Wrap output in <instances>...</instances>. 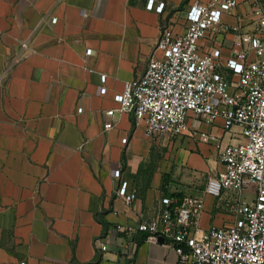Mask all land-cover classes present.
Masks as SVG:
<instances>
[{"label":"crops","instance_id":"0c3cea01","mask_svg":"<svg viewBox=\"0 0 264 264\" xmlns=\"http://www.w3.org/2000/svg\"><path fill=\"white\" fill-rule=\"evenodd\" d=\"M149 1L0 0V264H177L168 240L138 229L159 214L163 196H202L204 229L231 224L238 201L254 198L206 193L224 168L213 142L152 139L144 120L118 109L105 128L106 111L119 107L125 82L144 73L162 26L182 34L188 25L193 0ZM249 7L241 0L225 19ZM238 34L205 38L201 47L221 46L225 61ZM199 130L223 143L244 140L237 125L225 131L222 118ZM125 180L137 194L131 202L118 191Z\"/></svg>","mask_w":264,"mask_h":264},{"label":"built area","instance_id":"2783aa9c","mask_svg":"<svg viewBox=\"0 0 264 264\" xmlns=\"http://www.w3.org/2000/svg\"><path fill=\"white\" fill-rule=\"evenodd\" d=\"M246 1L249 9L227 21L225 16L235 15L241 0H193L184 33L162 26L144 73L127 80L116 96L119 107L106 111V129L113 127L112 117L118 109L144 120L152 139L188 135L215 143L224 168L208 179L206 193L254 194L252 200L238 201L231 224H213L207 229L199 221L205 206L202 196H163L159 214L143 217L138 229L168 240L176 250L177 264H264V0ZM153 3L150 0L149 6ZM163 7L164 2L157 10ZM231 29L239 32V47L230 50L225 61L221 46L201 47L203 39ZM22 46L29 47V41ZM91 53L92 48H87L86 54ZM106 77L102 75L103 82ZM101 92H106L105 86ZM219 118L225 131L239 126L244 140L223 143L218 134L199 130L202 123L215 125ZM114 174L120 176V168ZM118 191L129 202L137 197L126 180ZM108 246L103 242L101 248ZM135 253L132 244L127 254Z\"/></svg>","mask_w":264,"mask_h":264},{"label":"rangeland","instance_id":"374dc122","mask_svg":"<svg viewBox=\"0 0 264 264\" xmlns=\"http://www.w3.org/2000/svg\"><path fill=\"white\" fill-rule=\"evenodd\" d=\"M164 156H170V154H167V153H162V151H158V153L156 154V157H159V158H162ZM245 196H247L248 199H252L253 198V194L249 193V192H245L244 193Z\"/></svg>","mask_w":264,"mask_h":264},{"label":"trees","instance_id":"16d2710c","mask_svg":"<svg viewBox=\"0 0 264 264\" xmlns=\"http://www.w3.org/2000/svg\"><path fill=\"white\" fill-rule=\"evenodd\" d=\"M168 195L169 196H180L181 197V194L180 193H174V192H172V193H168Z\"/></svg>","mask_w":264,"mask_h":264},{"label":"water","instance_id":"95a60500","mask_svg":"<svg viewBox=\"0 0 264 264\" xmlns=\"http://www.w3.org/2000/svg\"><path fill=\"white\" fill-rule=\"evenodd\" d=\"M158 239H159V240H164V237L159 236Z\"/></svg>","mask_w":264,"mask_h":264}]
</instances>
